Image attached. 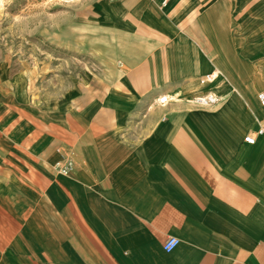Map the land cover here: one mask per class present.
Segmentation results:
<instances>
[{"label":"crops","instance_id":"crops-1","mask_svg":"<svg viewBox=\"0 0 264 264\" xmlns=\"http://www.w3.org/2000/svg\"><path fill=\"white\" fill-rule=\"evenodd\" d=\"M93 14L95 67L0 62V264H264V0Z\"/></svg>","mask_w":264,"mask_h":264},{"label":"rangeland","instance_id":"rangeland-1","mask_svg":"<svg viewBox=\"0 0 264 264\" xmlns=\"http://www.w3.org/2000/svg\"><path fill=\"white\" fill-rule=\"evenodd\" d=\"M94 3L0 0V62L21 64L24 70L40 74L52 69L64 71L66 66L73 70L95 67L98 51Z\"/></svg>","mask_w":264,"mask_h":264},{"label":"built area","instance_id":"built-area-1","mask_svg":"<svg viewBox=\"0 0 264 264\" xmlns=\"http://www.w3.org/2000/svg\"><path fill=\"white\" fill-rule=\"evenodd\" d=\"M217 77V74L214 72H208L204 74L201 78L202 83H211L213 82ZM257 101L259 105L264 109V88L259 90L256 94ZM222 98L220 95L212 92L207 91L202 94L195 95L191 98V103L196 106H213L220 102ZM170 101V97L166 94L161 95L157 98V103L160 105H164ZM257 136H264V123L260 124L258 128L256 129L255 133L247 134L244 137V140L249 144H254L256 141ZM70 168V165H67L66 167H61V169L64 171L66 169ZM179 243V239L176 236L169 235L165 238V240L162 243V247L165 251H172Z\"/></svg>","mask_w":264,"mask_h":264}]
</instances>
